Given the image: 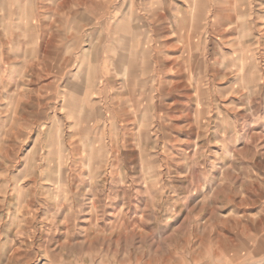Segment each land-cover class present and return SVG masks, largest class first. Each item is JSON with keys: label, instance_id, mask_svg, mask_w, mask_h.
I'll return each mask as SVG.
<instances>
[{"label": "rangeland", "instance_id": "374dc122", "mask_svg": "<svg viewBox=\"0 0 264 264\" xmlns=\"http://www.w3.org/2000/svg\"><path fill=\"white\" fill-rule=\"evenodd\" d=\"M159 1L0 0V264H264V0Z\"/></svg>", "mask_w": 264, "mask_h": 264}, {"label": "crops", "instance_id": "0c3cea01", "mask_svg": "<svg viewBox=\"0 0 264 264\" xmlns=\"http://www.w3.org/2000/svg\"><path fill=\"white\" fill-rule=\"evenodd\" d=\"M151 6L152 8H150V10H152L153 12L166 11L165 4L160 2L159 0H153V3ZM120 43L122 44V46L120 48L118 47L116 48V55L115 56L111 55L109 59L112 65L116 66L120 64L123 68H126L125 72L121 71L120 73H116V74H121L123 77H125V82L123 84H125L124 87H126L128 86V82H129V80H127L126 77H128L129 75L135 74L134 72L136 68L135 63H132V62L129 64L127 63L128 55L131 58H138L140 55H142L141 53L142 52L141 50L142 41L136 38L135 36H133L132 39H129L128 36L127 37L122 36L120 38ZM125 44H127L128 48H125ZM133 50L134 52H132Z\"/></svg>", "mask_w": 264, "mask_h": 264}]
</instances>
